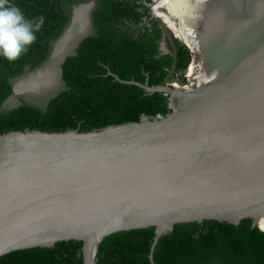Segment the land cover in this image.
I'll use <instances>...</instances> for the list:
<instances>
[{"label": "water", "instance_id": "obj_1", "mask_svg": "<svg viewBox=\"0 0 264 264\" xmlns=\"http://www.w3.org/2000/svg\"><path fill=\"white\" fill-rule=\"evenodd\" d=\"M157 1L145 3L151 15L199 61L194 85L109 72L168 95L170 112L88 131L0 133V256L78 240L83 264H95L105 236L154 227L155 264L159 238L179 223L250 219L264 230V0H184L188 14L172 17L181 39L156 16ZM81 4L90 28L94 2ZM20 81L14 94L37 88Z\"/></svg>", "mask_w": 264, "mask_h": 264}, {"label": "trees", "instance_id": "obj_2", "mask_svg": "<svg viewBox=\"0 0 264 264\" xmlns=\"http://www.w3.org/2000/svg\"><path fill=\"white\" fill-rule=\"evenodd\" d=\"M89 0H9L25 16L45 17L36 41L15 63L0 57V133L11 130L88 131L170 112L168 95L149 93L135 84L167 82L170 74L184 80L191 53L170 35L168 52L160 51L164 31L145 3L150 0H94L91 31L60 63L61 87L38 102L14 94L15 82L39 70L69 26L72 11ZM176 37H178L175 34ZM180 38V37H179ZM16 95L11 106L5 102ZM154 227L119 231L98 245L95 264H151ZM82 241H59L52 247L16 250L0 264H83ZM155 264H264V230L250 219L239 224L205 220L179 223L164 233L153 251Z\"/></svg>", "mask_w": 264, "mask_h": 264}, {"label": "rangeland", "instance_id": "obj_3", "mask_svg": "<svg viewBox=\"0 0 264 264\" xmlns=\"http://www.w3.org/2000/svg\"><path fill=\"white\" fill-rule=\"evenodd\" d=\"M91 2H93V1H87L84 3H91ZM162 14L167 15L166 12H163ZM167 25L170 28L172 27L170 24H167ZM161 27L163 28V31H164L163 46L162 47L164 50L169 51L168 41H170V35H172V34L167 29L166 25H164L162 22H161ZM89 29L90 28L88 27L87 32L85 34L79 36V37H76V39L75 38L71 39L70 41L63 43V46H62V44L60 46H58L59 49L55 52L56 54L54 55V53L52 52L50 59L45 63V65H43V67L41 69L30 72V73L24 75L23 78L19 79V80H24L28 77L32 78L34 76H44L45 77L43 82L39 86H37V88H35V90L28 91L25 93H20V94H22L23 96H25L26 98H28L30 100H34V101L38 102L40 99L47 98L56 89L61 87L62 82L60 79V63L66 54L72 52V50H73L74 46L77 44V42L84 35H86L90 32ZM179 30L181 31L182 29L179 27ZM174 33L177 34L176 32H174ZM198 63H199V61L197 60V58L194 59V57L191 56L187 68L182 72L184 80H182V81L179 80L176 76L172 75V73L170 72V74L167 78V83H170V84L177 83V87H179V88H182L185 85L193 86L194 85L193 82L195 81L194 77L197 74ZM193 67H194V69H193ZM50 73L52 74L53 77H50L47 79L46 75L50 74ZM15 102H16V95H13L12 97H10L5 102V105L11 106V105L15 104Z\"/></svg>", "mask_w": 264, "mask_h": 264}, {"label": "clouds", "instance_id": "obj_4", "mask_svg": "<svg viewBox=\"0 0 264 264\" xmlns=\"http://www.w3.org/2000/svg\"><path fill=\"white\" fill-rule=\"evenodd\" d=\"M203 2L195 0L197 5ZM44 23L43 15L28 18L20 7L0 0V57L10 63L19 60L36 41Z\"/></svg>", "mask_w": 264, "mask_h": 264}, {"label": "bare ground", "instance_id": "obj_5", "mask_svg": "<svg viewBox=\"0 0 264 264\" xmlns=\"http://www.w3.org/2000/svg\"><path fill=\"white\" fill-rule=\"evenodd\" d=\"M156 6L159 7V9L155 10V14L157 15V17H160L167 24H170L172 26L171 29L177 33L176 35L180 37V39L183 38L184 31L182 27H181L182 30L180 31L179 27L175 26L172 17L179 19L184 18L188 14L191 7L187 6L184 0H174L170 2H167V0H158ZM88 12H89L88 5L80 4L76 6L73 13V21L68 26L64 37L61 39V43H66L74 38L76 39V37H79L87 32V29L89 27ZM161 12L162 13L166 12L168 16L162 14ZM46 77L48 79L53 76L50 73L47 74ZM198 77H199L198 84L201 86L202 76H198ZM44 78H45L44 76H34L32 78H28L29 80L20 81L18 83V87L24 89V88H32L34 86H38L43 82ZM173 85L177 87V84L174 83ZM261 227H264V221H262Z\"/></svg>", "mask_w": 264, "mask_h": 264}, {"label": "flooded vegetation", "instance_id": "obj_6", "mask_svg": "<svg viewBox=\"0 0 264 264\" xmlns=\"http://www.w3.org/2000/svg\"><path fill=\"white\" fill-rule=\"evenodd\" d=\"M89 1H93V2H94V0H89ZM94 3H95V2H94ZM91 10H92V9H91ZM91 10H90V11H91ZM160 22H161V21H160ZM90 29H91V24H90ZM89 31H91V30H89ZM162 41H163V39H162ZM162 41H161V42H162ZM161 42H160V51H161V52H164V50L161 48ZM167 51H168V50H167Z\"/></svg>", "mask_w": 264, "mask_h": 264}, {"label": "built area", "instance_id": "obj_7", "mask_svg": "<svg viewBox=\"0 0 264 264\" xmlns=\"http://www.w3.org/2000/svg\"><path fill=\"white\" fill-rule=\"evenodd\" d=\"M172 84H174V83H172ZM175 84H177V83H175ZM185 86H187V85H185ZM185 86H184V87H185Z\"/></svg>", "mask_w": 264, "mask_h": 264}]
</instances>
